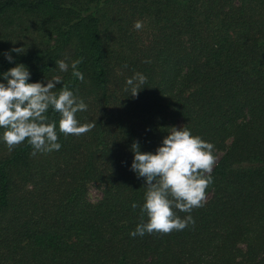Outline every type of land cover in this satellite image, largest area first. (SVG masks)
<instances>
[{"label": "trees", "instance_id": "16d2710c", "mask_svg": "<svg viewBox=\"0 0 264 264\" xmlns=\"http://www.w3.org/2000/svg\"><path fill=\"white\" fill-rule=\"evenodd\" d=\"M78 58L83 81L56 65ZM17 64L60 77L97 125L57 126L59 151L36 155L0 139V264H264V0H0V83ZM172 127L214 145L206 201L174 209L183 230L132 237L147 216L131 145L155 154Z\"/></svg>", "mask_w": 264, "mask_h": 264}, {"label": "clouds", "instance_id": "9594fccd", "mask_svg": "<svg viewBox=\"0 0 264 264\" xmlns=\"http://www.w3.org/2000/svg\"><path fill=\"white\" fill-rule=\"evenodd\" d=\"M134 28L141 30L143 22L136 21ZM25 50L21 47L10 51L24 54ZM4 55L12 62L9 53ZM81 63L82 58L70 64L64 60L56 61L61 72H67L70 67L72 76L83 81L84 75L78 69ZM2 76L6 83H0V129H4L0 139L10 152L25 141L32 146V155L59 151L57 126L65 136H80L96 127V121L80 124L76 119L78 112L87 110L83 99L64 85L55 91V85L62 82L60 77H53L46 84L29 83L30 72L23 64L8 69ZM146 80V76L137 72L126 80V90L136 97ZM50 108L59 113L58 121H49L46 113ZM170 129L155 154L139 151L138 142L131 145V170L143 177L146 184L141 213L147 216V222L142 216L141 222L130 233L132 237L183 230L194 220L190 215L181 219L174 209L190 213L206 201V189L212 183L211 172L215 164L214 145L193 136L186 127ZM131 206L135 209L138 205L133 203Z\"/></svg>", "mask_w": 264, "mask_h": 264}, {"label": "rangeland", "instance_id": "374dc122", "mask_svg": "<svg viewBox=\"0 0 264 264\" xmlns=\"http://www.w3.org/2000/svg\"><path fill=\"white\" fill-rule=\"evenodd\" d=\"M99 195H100V189H99V187L96 184L91 183L90 185H88L87 196H88L89 199L94 200Z\"/></svg>", "mask_w": 264, "mask_h": 264}]
</instances>
